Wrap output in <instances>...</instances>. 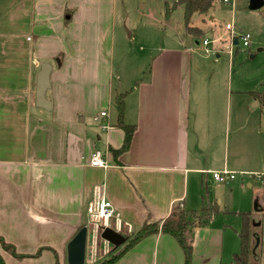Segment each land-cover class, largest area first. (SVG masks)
<instances>
[{
	"label": "crops",
	"instance_id": "obj_1",
	"mask_svg": "<svg viewBox=\"0 0 264 264\" xmlns=\"http://www.w3.org/2000/svg\"><path fill=\"white\" fill-rule=\"evenodd\" d=\"M110 3L0 0V237L26 256L19 260L0 246L6 264H69L68 244L86 225L87 206L97 197L112 202L122 220L118 231L128 238L115 256L144 224L165 220L176 205L199 211L204 184L219 183L212 172H258L250 164L252 148L243 153L247 142L239 135L230 162L225 135L238 131L260 103L250 92L252 98L240 104L230 86L215 81L216 71L192 66V49L186 47L163 48L130 89L118 85L125 123L137 129L130 149L113 156L124 131L108 113L98 125L89 121L107 112L113 98ZM44 63L52 66L50 111L35 105ZM96 151L103 153L105 167L91 165ZM208 195L206 204L221 205L217 198L207 203ZM202 227L197 224L191 235ZM214 240L212 232L201 243ZM88 245L87 240L86 253ZM103 251V257L110 253ZM99 254H87V264L103 262ZM184 256L175 238L159 232L115 264H184ZM215 259L203 256L206 264H218Z\"/></svg>",
	"mask_w": 264,
	"mask_h": 264
},
{
	"label": "rangeland",
	"instance_id": "obj_2",
	"mask_svg": "<svg viewBox=\"0 0 264 264\" xmlns=\"http://www.w3.org/2000/svg\"><path fill=\"white\" fill-rule=\"evenodd\" d=\"M175 1L110 0L113 98L110 106L105 109L113 120H118L117 99L122 94L117 93L118 85L123 87L122 91L130 89L129 85L135 79L140 80L148 74L153 59L167 47L192 49V66L216 71L215 81H218V85L219 82H224L225 89L230 86L233 98L238 99L240 104H245L252 98L248 93L264 92V6L251 10V0H229V3L218 1L207 13L193 15L190 26L196 30L189 33L184 20V6L175 5ZM228 24L231 25V30L227 29ZM108 30L107 26L106 33ZM244 35L248 36L249 46L243 44ZM235 40L238 44H234ZM204 41L208 42L207 46L203 44ZM33 110L36 116L35 112L38 111L35 107ZM250 112L252 116L249 120L239 122L238 131L231 129L230 136L226 133L228 142L225 152L228 149L229 160L232 162L233 155L231 158L230 154L236 149L235 138L241 136L247 142L241 146V151L249 154L252 148L250 164L252 170L258 172L240 175V172L244 173L243 168H234L237 173L232 182L204 184L201 194H209L207 203L213 202V198H217L218 203L222 199V203L218 206L220 212L203 225L200 234L194 231L189 235L197 237L199 234L201 237L193 242L191 264H206L204 255L216 258L213 263H232L234 254L240 250L238 232L242 225L241 214L247 212L254 232L262 239L261 243L260 239L256 242L253 240L257 258L252 264H264V116L261 108L253 107ZM100 113L98 121L94 120L95 117L89 118V121L93 119L98 125L102 120ZM233 113L234 109L231 110V114ZM201 201L199 211L203 205V200ZM256 224L259 225L255 226ZM212 232L215 240L207 245L204 238H209ZM100 236L96 251L100 250L98 261L104 262L105 259L112 258V253L118 248L109 244L110 253L103 257L105 240ZM201 240L205 243H201ZM92 250L88 245V258ZM125 255L126 253L117 262Z\"/></svg>",
	"mask_w": 264,
	"mask_h": 264
},
{
	"label": "trees",
	"instance_id": "obj_3",
	"mask_svg": "<svg viewBox=\"0 0 264 264\" xmlns=\"http://www.w3.org/2000/svg\"><path fill=\"white\" fill-rule=\"evenodd\" d=\"M218 1L224 2V0H176L175 5L184 6V20L185 25L189 33L195 32V28H192L191 20L195 13L205 14L210 9H212ZM252 97L260 103L261 108L264 110V92H252ZM124 95H121L117 99L118 108V120L116 127L122 129L125 133L124 142L121 148L111 149L113 156L119 157L123 153L127 152L130 147L136 132V125H128L124 120L125 106H124ZM220 212V207L217 205L206 204V198L203 199V207L200 211H189L185 209L182 205H176L171 214L162 221L144 224L142 228L135 234L133 239L130 240L129 244L122 248L115 256L109 260H105L99 264H115L125 253H127L131 248L138 244L141 240L149 235L157 234L162 232L163 234L171 235L175 238L180 245L183 253L185 255V263L191 264L192 254H193V237H189L192 229L196 227L197 224L200 226L205 225L213 215ZM242 225L239 231L240 238V250L234 254V261L230 264H252L257 258L255 254V245H253V240L259 238V234L254 232L253 225L250 219L249 212L242 213ZM1 248L12 255L13 257L21 260L26 256L18 254L14 245L8 243L0 237ZM42 250L40 249L35 256H38ZM0 264H6L0 252ZM58 264V262L56 263ZM227 264V263H218Z\"/></svg>",
	"mask_w": 264,
	"mask_h": 264
},
{
	"label": "built area",
	"instance_id": "obj_4",
	"mask_svg": "<svg viewBox=\"0 0 264 264\" xmlns=\"http://www.w3.org/2000/svg\"><path fill=\"white\" fill-rule=\"evenodd\" d=\"M225 3H229V0H224ZM227 29L231 30V25H227ZM243 44L244 46L249 45L248 36H243ZM204 45L207 46L208 42L204 41ZM100 116L102 118L107 117V112H101ZM96 121L99 120L98 115L94 118ZM108 126L103 125L102 128L106 129ZM91 165L97 167H105L107 165L106 161L103 159V153L100 151H96L92 155ZM213 178L219 183H229L233 181L236 177L234 172L229 171H221V172H212ZM264 176V175H263ZM112 220L116 222L115 231L119 232L122 224V220L120 214L116 211L114 205L111 201L106 199L105 197H97L95 200L90 202L87 206V222L86 227L88 228V244L92 247L93 250L96 251L97 240L101 233L107 229L112 228L111 223ZM119 229V231H118ZM120 233V232H119ZM91 242V243H90ZM109 242L105 241V253H109Z\"/></svg>",
	"mask_w": 264,
	"mask_h": 264
},
{
	"label": "water",
	"instance_id": "obj_5",
	"mask_svg": "<svg viewBox=\"0 0 264 264\" xmlns=\"http://www.w3.org/2000/svg\"><path fill=\"white\" fill-rule=\"evenodd\" d=\"M264 6V0H251L250 9L258 10ZM238 41L235 42L237 44ZM52 66L49 63L41 65V69L37 74L35 105L38 108L50 111L52 103L47 99V91L51 87L50 75ZM101 238L109 242L113 247L120 248L125 245L128 238L112 228H107L101 233ZM88 240V228L82 227L79 232L68 244V263L69 264H85L86 249Z\"/></svg>",
	"mask_w": 264,
	"mask_h": 264
}]
</instances>
